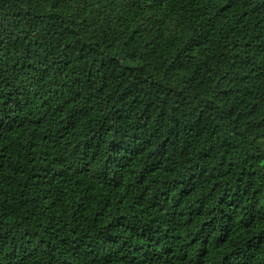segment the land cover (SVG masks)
<instances>
[{
	"label": "trees",
	"instance_id": "trees-1",
	"mask_svg": "<svg viewBox=\"0 0 264 264\" xmlns=\"http://www.w3.org/2000/svg\"><path fill=\"white\" fill-rule=\"evenodd\" d=\"M0 264H264V0H0Z\"/></svg>",
	"mask_w": 264,
	"mask_h": 264
}]
</instances>
